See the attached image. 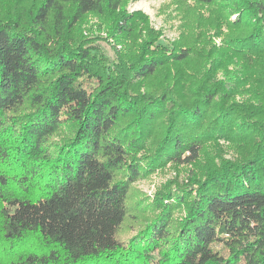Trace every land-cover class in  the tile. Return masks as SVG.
<instances>
[{
	"label": "trees",
	"instance_id": "trees-1",
	"mask_svg": "<svg viewBox=\"0 0 264 264\" xmlns=\"http://www.w3.org/2000/svg\"><path fill=\"white\" fill-rule=\"evenodd\" d=\"M130 1L0 0V264H264V0Z\"/></svg>",
	"mask_w": 264,
	"mask_h": 264
},
{
	"label": "rangeland",
	"instance_id": "rangeland-1",
	"mask_svg": "<svg viewBox=\"0 0 264 264\" xmlns=\"http://www.w3.org/2000/svg\"><path fill=\"white\" fill-rule=\"evenodd\" d=\"M129 11L141 10L149 17L151 26L157 30H161L163 33L160 38V42L169 45L171 41L178 38L181 33V20L175 10V6L170 0H135L130 1L127 5ZM235 18V15L232 16ZM101 24L100 18L96 15H90L82 24V30L87 39H90L98 45L99 51L105 54L111 61H115L116 54L113 48V38L108 35L106 29ZM217 44L221 43V38H215ZM121 48V45H118ZM224 146H227V141L221 140ZM226 152L224 157L233 159L237 156L228 147H225ZM179 170V173H178ZM188 170L185 167L175 168L171 163H168L165 168L159 169L154 172L149 178H140L134 185L143 192L148 198L155 197L159 189L168 182L175 178L179 182L187 181ZM180 214V213H179ZM136 231V230H133Z\"/></svg>",
	"mask_w": 264,
	"mask_h": 264
}]
</instances>
